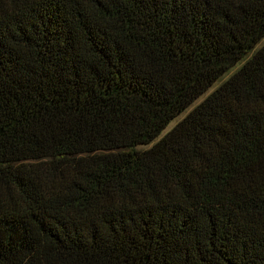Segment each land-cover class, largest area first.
Listing matches in <instances>:
<instances>
[{"label": "trees", "instance_id": "16d2710c", "mask_svg": "<svg viewBox=\"0 0 264 264\" xmlns=\"http://www.w3.org/2000/svg\"><path fill=\"white\" fill-rule=\"evenodd\" d=\"M0 264H264V0H0Z\"/></svg>", "mask_w": 264, "mask_h": 264}, {"label": "rangeland", "instance_id": "374dc122", "mask_svg": "<svg viewBox=\"0 0 264 264\" xmlns=\"http://www.w3.org/2000/svg\"><path fill=\"white\" fill-rule=\"evenodd\" d=\"M239 66H237L231 73H229V74H227V75H225L222 79H220L214 86H213V88H211L205 95H203L202 97H200V99H198V101H196L195 102V104L191 107V108H189L183 115H181L180 117H178L176 120H174V121H172L171 123H170V125L166 128V130L163 132V134H165V133H167L169 130H171L179 121H181L183 118H184V116L189 112V111H191L192 110V108L194 107V106H196V105H198L200 102H202L205 98H206V96H208L212 91H214L220 84H222L225 80H227L230 76H231V74L238 68ZM146 148H148V147H142V148H140V149H146Z\"/></svg>", "mask_w": 264, "mask_h": 264}]
</instances>
